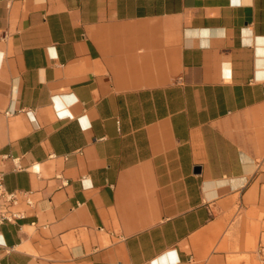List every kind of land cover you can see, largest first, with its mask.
I'll return each instance as SVG.
<instances>
[{
    "label": "crops",
    "instance_id": "crops-1",
    "mask_svg": "<svg viewBox=\"0 0 264 264\" xmlns=\"http://www.w3.org/2000/svg\"><path fill=\"white\" fill-rule=\"evenodd\" d=\"M0 155V264H220L264 235V0H0Z\"/></svg>",
    "mask_w": 264,
    "mask_h": 264
},
{
    "label": "built area",
    "instance_id": "built-area-1",
    "mask_svg": "<svg viewBox=\"0 0 264 264\" xmlns=\"http://www.w3.org/2000/svg\"><path fill=\"white\" fill-rule=\"evenodd\" d=\"M12 160L16 170L22 169L18 159L10 155H0V225L3 223H15L26 217V208H33L36 202L28 193L10 192L5 186V173L3 165L6 161ZM66 184V181L64 182ZM24 206V208H23ZM258 264H264V241H260L254 251Z\"/></svg>",
    "mask_w": 264,
    "mask_h": 264
},
{
    "label": "rangeland",
    "instance_id": "rangeland-1",
    "mask_svg": "<svg viewBox=\"0 0 264 264\" xmlns=\"http://www.w3.org/2000/svg\"><path fill=\"white\" fill-rule=\"evenodd\" d=\"M261 239L264 241V235L249 236L244 248L229 251V255L222 258L220 264H258L254 251Z\"/></svg>",
    "mask_w": 264,
    "mask_h": 264
}]
</instances>
